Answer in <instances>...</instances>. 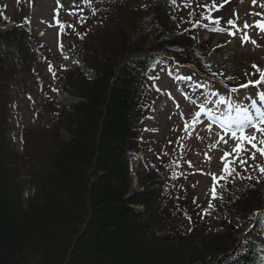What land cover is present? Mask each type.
I'll return each mask as SVG.
<instances>
[{"label": "rangeland", "instance_id": "obj_1", "mask_svg": "<svg viewBox=\"0 0 264 264\" xmlns=\"http://www.w3.org/2000/svg\"><path fill=\"white\" fill-rule=\"evenodd\" d=\"M119 1L92 0L89 7L82 0H59V3L57 0H0V28L23 26L22 20L37 44L31 45L37 51L33 67L23 71L9 60L0 64L5 68L0 75L5 84L0 95V113L8 123L7 138L17 155L16 168L20 173L25 172L31 159L48 161L59 130L57 113L79 100L64 82L65 73L80 69L84 75L94 77L85 64L88 50L93 54L91 51L96 52L117 35L132 33L140 22L147 29L142 50L151 47L153 36L158 33L154 29L152 9L159 0H130L129 9L121 8ZM170 2L169 28L174 32H191L196 50L205 57L208 70L221 79L201 74L194 65L166 53L152 66L143 78L138 105L140 124L134 142L137 148L131 158L130 193L142 190L143 186H161V218L165 224L187 229L189 220H198L200 229L224 233L227 226L222 221H227L233 228L246 232L254 225L259 206L264 205V183L259 188L261 198L256 201L253 195L255 212L238 209L234 205L237 199L232 204L231 199L246 184L257 191L264 173L259 172L256 165H264V156L257 153L252 160L254 150L246 145L250 151L243 155L248 160L245 166L248 170L236 161L233 177L220 181L226 185L217 190V197L222 198H213L214 182L210 174H222L221 157L226 151L231 152L236 143L230 134H224L219 124V118L229 112L228 104L220 103L221 97L238 101L244 107H250L252 100H256L258 106L264 108L258 95L264 92V82L255 87H241L259 78V73L253 75V64L264 70V32L255 26L243 28L245 21L254 25L255 21L264 20V17L251 15L264 12L261 7L264 0H257L255 6L252 0H215L218 10L203 7L212 0ZM92 8L97 9L95 15ZM15 16L21 20L14 19ZM208 16L212 19H207ZM216 18H220L219 23ZM228 19L236 20V25L227 24ZM245 33L256 41L255 45L250 41L242 43ZM31 46L28 45L30 49ZM6 58L13 57L8 54ZM232 88L238 91H230ZM201 103L215 112L217 121L201 114L194 123V113ZM253 132L254 129H247L248 134ZM221 135L228 140L227 144H217ZM234 158L233 155L227 159ZM259 239L264 244V236Z\"/></svg>", "mask_w": 264, "mask_h": 264}, {"label": "trees", "instance_id": "obj_2", "mask_svg": "<svg viewBox=\"0 0 264 264\" xmlns=\"http://www.w3.org/2000/svg\"><path fill=\"white\" fill-rule=\"evenodd\" d=\"M119 3L130 8V0ZM169 4L159 0L152 9L158 33L150 50H142L147 29L140 22L132 33L87 51L94 79L80 69L65 73L64 82L79 100L57 113L61 131L47 162L31 159L19 172L0 113V264H264V211L247 232L222 221L227 230L215 233L200 229L198 220H189L187 229L165 224L161 186L130 193L138 105L150 64L168 52L215 75L196 60L192 34L169 28ZM21 22L0 28V64L9 60L25 71L37 61V44ZM4 90L0 78V95ZM253 195L257 201L262 193L245 185L231 204L237 199L240 210H257Z\"/></svg>", "mask_w": 264, "mask_h": 264}, {"label": "snow or ice", "instance_id": "obj_3", "mask_svg": "<svg viewBox=\"0 0 264 264\" xmlns=\"http://www.w3.org/2000/svg\"><path fill=\"white\" fill-rule=\"evenodd\" d=\"M57 2L59 3V0H57ZM82 2L87 3L89 7L92 6V0H82ZM173 2H175V0H173ZM252 3L253 6H255L257 0H252ZM203 7H207L210 10H218L215 0H212L211 4L203 5ZM261 7H264V4H261ZM58 11L59 10H57V13ZM96 11L97 9L92 8L93 15H95ZM71 14L75 15V12H72ZM251 15L264 17V12L251 13ZM206 18L212 19L211 16H208ZM219 21L220 18H216V22L219 23ZM56 22L57 24L61 23L59 19H57ZM226 23L235 26L236 20L228 19ZM253 26L259 28L261 32H264V20H257L254 22V25H250L247 21H245L243 24L244 29H248ZM230 34L235 35L236 32L230 31ZM41 35H43V33H41ZM249 41L254 45L256 44V41L252 40L251 37L247 33H245L242 37V43H247ZM252 67L253 69H255L253 75L259 73V78L256 79L255 81L249 80L247 84L241 85V87L246 88L248 87V85H253V87H255L261 85V83L264 82V70H262L256 64H253ZM229 79L232 78L229 77ZM230 91L236 92L238 91V89L232 88L230 89ZM258 95H259V100L264 101V92H260ZM220 103H227L229 108V112L225 116L219 118L220 127L224 130V134L225 135L230 134L231 138L236 143L235 146L232 148L231 152L226 151L224 155L221 157V159L224 161L222 174L220 176H217L214 173L210 174L214 182L211 189V193L214 199L222 198V196L217 197V190L223 189L226 185L221 184L220 181H227L230 177H233L234 173H236V167H235L236 161H239L240 166L244 167L245 171L248 170L247 167H245L248 164V160L245 159L243 155L250 151V149L247 148L246 145H250L251 149L254 150L251 151L250 158L252 160H255L257 153H259L261 156H264V108L258 106V102L256 100H252L250 107H244L238 101L233 102L231 100H226V98L224 97H221ZM251 109H255V112H253ZM233 112L235 113L234 115ZM201 114L207 115L209 119L213 122L217 121L215 112L209 109L204 103H201L198 106V110L194 113V117H193L194 123L198 122ZM211 127L212 125L209 124L208 125L209 130H211ZM247 129H254V132L252 134H248ZM257 133L259 135H257ZM220 142L227 144L228 140L224 139V135H221L217 141V144H219ZM233 155L235 157L233 160L227 159L229 156H233ZM188 163L191 164L190 161ZM256 167L259 168V171L261 173H264V165H256ZM240 178L244 179L243 176H241ZM248 178L251 179V177Z\"/></svg>", "mask_w": 264, "mask_h": 264}]
</instances>
